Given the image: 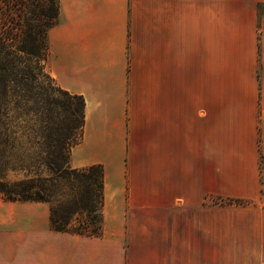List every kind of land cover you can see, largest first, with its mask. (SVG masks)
<instances>
[{
  "label": "crops",
  "instance_id": "0c3cea01",
  "mask_svg": "<svg viewBox=\"0 0 264 264\" xmlns=\"http://www.w3.org/2000/svg\"><path fill=\"white\" fill-rule=\"evenodd\" d=\"M248 2L178 20L169 1L150 31L133 21L131 33L121 4L66 7L49 32L48 69L86 100L70 166L105 169L104 236L56 232L49 203L0 195V264H167L144 236L154 217L168 216L171 227L178 202L199 205L226 181H258L264 15L254 5L264 0ZM130 210L150 223L130 222Z\"/></svg>",
  "mask_w": 264,
  "mask_h": 264
},
{
  "label": "rangeland",
  "instance_id": "374dc122",
  "mask_svg": "<svg viewBox=\"0 0 264 264\" xmlns=\"http://www.w3.org/2000/svg\"><path fill=\"white\" fill-rule=\"evenodd\" d=\"M82 0H60L62 19L66 7L73 6ZM94 11L104 3L121 4L125 15L129 17L130 33L135 27L132 23L150 31L155 16H163L168 11L169 1L177 6V17L180 20L186 15H215L220 3L227 0H89ZM249 0H242L243 5ZM219 2V5H216ZM77 3V4H78ZM264 3V2H260ZM218 6V7H217ZM258 19L264 15V4L254 5ZM114 12L116 8L113 7ZM214 12V13H213ZM225 15L232 13L225 10ZM259 26V23H258ZM50 48V45H49ZM48 73V61L46 62ZM50 103L44 99L35 105L36 111L22 114L9 111L0 126V166L8 188L29 187L27 195L45 196L43 189H49L63 202H69L71 184L54 180L55 173L47 164L55 150V141L66 144L61 159L65 169L71 170L70 154L74 143L79 142L81 133L76 139L64 138L70 114L79 109L80 100L73 93L52 83ZM63 91L69 92L70 96ZM29 106H34L31 102ZM28 106V107H29ZM259 137V158L257 165L258 181L255 183H230L218 193L209 194L199 203L187 204L178 202L176 224L169 227L168 216L154 217L155 226L144 230V236L154 240L159 249L162 261L168 264H264V145ZM242 200L239 204L237 200ZM133 213V215H131ZM128 218L136 224H149L150 218L142 212L129 211ZM219 223L216 228V219ZM215 223V225L213 224ZM143 229V228H141ZM139 236L142 230L135 228ZM217 233L219 235H217ZM153 238V239H152Z\"/></svg>",
  "mask_w": 264,
  "mask_h": 264
},
{
  "label": "trees",
  "instance_id": "16d2710c",
  "mask_svg": "<svg viewBox=\"0 0 264 264\" xmlns=\"http://www.w3.org/2000/svg\"><path fill=\"white\" fill-rule=\"evenodd\" d=\"M264 3H258L263 6ZM60 0H0V126L10 110L22 114L36 111L44 97L50 103V90L56 80L46 71L50 48L49 32L60 21ZM58 85V84H57ZM59 91L62 93L61 87ZM70 96L69 92L63 91ZM71 112L64 138L76 139L85 127L86 100ZM34 106H29V103ZM29 106V107H28ZM55 150L47 164L55 173L54 180L70 183L72 199L63 202L49 189L45 196H29V187L8 188L0 166V195L6 201L46 202L51 206V227L56 232H68L81 236H104L103 209L105 205V169L92 165L84 169H65L61 162L66 144L55 141ZM2 145V143H0ZM65 145V146H64ZM72 151V150H71ZM70 163V162H69ZM239 204L242 200H237Z\"/></svg>",
  "mask_w": 264,
  "mask_h": 264
}]
</instances>
